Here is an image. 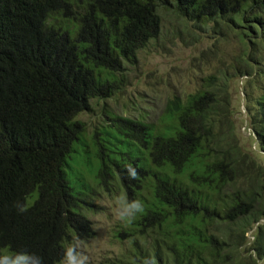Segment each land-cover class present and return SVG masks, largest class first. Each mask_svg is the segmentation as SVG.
<instances>
[{
	"label": "trees",
	"instance_id": "trees-1",
	"mask_svg": "<svg viewBox=\"0 0 264 264\" xmlns=\"http://www.w3.org/2000/svg\"><path fill=\"white\" fill-rule=\"evenodd\" d=\"M166 1L0 0V254L27 250L58 264L70 242L93 236L89 180L108 190L117 177L121 192L145 205L115 234L130 249L118 264L149 257L155 264H264V60L241 55L235 71L244 77L243 123L262 153L255 173L231 129L223 130L233 112L216 75L185 100L168 99L156 124L108 113L109 123L87 140L77 119L92 100L114 94L123 64L157 38V7ZM171 1L179 16L197 22L244 23L254 7L250 0ZM254 1L264 12V0ZM257 24L250 56L264 47V24ZM110 129L133 151L109 147ZM77 142L92 144L98 166L73 193L65 169ZM129 165L136 179L126 177ZM232 227H242L237 243L223 235ZM252 228L250 248L237 253Z\"/></svg>",
	"mask_w": 264,
	"mask_h": 264
},
{
	"label": "rangeland",
	"instance_id": "rangeland-1",
	"mask_svg": "<svg viewBox=\"0 0 264 264\" xmlns=\"http://www.w3.org/2000/svg\"><path fill=\"white\" fill-rule=\"evenodd\" d=\"M162 2L165 3V0ZM249 4L254 7L247 12V22L241 23L237 17L232 18L233 21L226 18L190 21L176 13L171 0L163 5L159 3L157 13L161 24L157 38L138 51L134 61L123 64V70L118 74V89L112 96L92 100L90 110L77 117L85 125L87 140L96 129L109 123L108 113L145 123H158L168 99L178 96L185 100L188 95L203 88L208 76L216 75L217 88L221 89L222 97L228 100L224 101L227 104L225 107L233 112L228 115V121L223 120V130L231 129L233 143L250 156L252 171L258 172L262 153L256 149V143L250 139V130L243 123L246 114L242 89L244 77L235 74L236 69L243 66L242 56L251 63L252 59L258 63L264 60V47L250 56L253 50L250 43H257L259 37L254 27L258 25L257 22L264 24V12L254 0H250ZM248 27L253 32L246 36L247 43H244L242 38L248 33ZM252 93L255 94V90ZM112 143H117V146ZM107 144L119 149L118 153L123 155L133 151L129 143L113 129H110ZM73 147L75 152L69 158L65 171L72 191L76 193L82 177L97 172L98 160L92 144L77 142ZM253 150L256 153H251ZM116 178L109 183L108 190L89 180L93 188L88 201L95 213L87 211L86 215L92 222L93 236L82 241L81 250L89 256L90 264H112L113 261L118 264L119 258L130 257L128 242L115 237L122 225L115 219L112 210L114 197L122 193ZM241 228H226L223 235L233 234V241L237 243ZM254 230L252 228L244 234L247 243L239 246L237 253L242 251L241 254H245V249L250 248Z\"/></svg>",
	"mask_w": 264,
	"mask_h": 264
},
{
	"label": "clouds",
	"instance_id": "clouds-1",
	"mask_svg": "<svg viewBox=\"0 0 264 264\" xmlns=\"http://www.w3.org/2000/svg\"><path fill=\"white\" fill-rule=\"evenodd\" d=\"M126 177L137 178V171L131 165L125 169ZM13 207L22 214L27 209L17 201ZM113 215L116 220L125 224H132L138 216L145 211V205L140 199L130 200L126 193H120L114 197L112 204ZM82 241L77 237L74 242H70L63 250V254L58 264H90L89 256L81 250ZM0 264H43V259L35 253L27 250L8 251L0 254ZM142 264H155L154 258H145Z\"/></svg>",
	"mask_w": 264,
	"mask_h": 264
}]
</instances>
